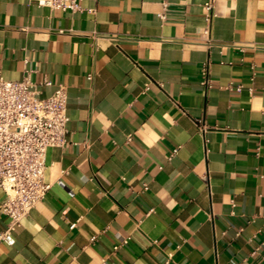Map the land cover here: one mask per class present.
Listing matches in <instances>:
<instances>
[{
    "label": "crops",
    "instance_id": "obj_1",
    "mask_svg": "<svg viewBox=\"0 0 264 264\" xmlns=\"http://www.w3.org/2000/svg\"><path fill=\"white\" fill-rule=\"evenodd\" d=\"M208 1L0 0V77L65 84L70 117L0 264H264V0H215L211 27Z\"/></svg>",
    "mask_w": 264,
    "mask_h": 264
},
{
    "label": "built area",
    "instance_id": "obj_2",
    "mask_svg": "<svg viewBox=\"0 0 264 264\" xmlns=\"http://www.w3.org/2000/svg\"><path fill=\"white\" fill-rule=\"evenodd\" d=\"M83 1L38 0V3L52 9L78 12L82 10ZM205 10V22L211 27L216 16L215 0L206 2ZM159 16L165 18L164 13ZM208 67L209 63H206L202 71V85L206 90L211 86ZM94 76V73H89L87 79L92 81ZM41 85L53 88V92L42 98L30 70H26L24 77L18 81L0 77V188L6 194L0 212L9 219L6 228L0 232V243L11 239L34 206L52 188L45 177L48 150L64 147L68 143V87L55 84L47 76ZM228 88L233 89V84ZM235 89L239 91L241 86ZM179 149L176 147L171 151L168 161L174 159ZM77 225L78 221L73 222L70 228L75 229ZM96 239L97 236H93L90 241L93 243ZM131 241V236L117 234L114 251L127 246ZM172 257L173 254H169L166 264L172 261ZM102 264H107L106 260Z\"/></svg>",
    "mask_w": 264,
    "mask_h": 264
}]
</instances>
